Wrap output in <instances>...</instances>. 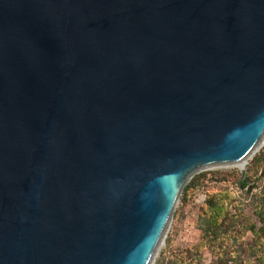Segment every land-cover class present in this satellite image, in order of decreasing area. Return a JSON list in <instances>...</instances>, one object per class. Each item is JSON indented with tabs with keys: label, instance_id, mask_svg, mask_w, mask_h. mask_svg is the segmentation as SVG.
<instances>
[{
	"label": "water",
	"instance_id": "water-1",
	"mask_svg": "<svg viewBox=\"0 0 264 264\" xmlns=\"http://www.w3.org/2000/svg\"><path fill=\"white\" fill-rule=\"evenodd\" d=\"M263 144L264 0H0V264H153Z\"/></svg>",
	"mask_w": 264,
	"mask_h": 264
},
{
	"label": "rangeland",
	"instance_id": "rangeland-1",
	"mask_svg": "<svg viewBox=\"0 0 264 264\" xmlns=\"http://www.w3.org/2000/svg\"><path fill=\"white\" fill-rule=\"evenodd\" d=\"M263 154L264 144L247 161L244 180L249 178L250 181L244 189L239 188L238 183L244 180L241 182L240 170L235 168H215L196 175L197 186L185 203L179 200L153 264H178L181 258L187 260L188 253L197 254L196 260L201 264L229 257L233 258L231 262L264 264V228L257 216L264 211ZM209 192L211 195L228 192L232 197L228 205V228L213 243L203 241L204 234L199 226Z\"/></svg>",
	"mask_w": 264,
	"mask_h": 264
},
{
	"label": "trees",
	"instance_id": "trees-1",
	"mask_svg": "<svg viewBox=\"0 0 264 264\" xmlns=\"http://www.w3.org/2000/svg\"><path fill=\"white\" fill-rule=\"evenodd\" d=\"M264 157V154L262 155ZM264 159V158H263ZM196 176H194L191 181L185 187L182 196L180 197V201L185 203L188 197L190 196L191 192L194 191L195 187L197 186V182L195 180ZM263 179H264V171H263ZM227 183L229 182L226 180ZM249 178H246L242 183H238L239 188L244 189L248 183ZM214 193V192H213ZM263 194H264V182H263ZM211 193L207 195V200H205V207L202 210L201 220L199 222L200 229L204 234L203 241L207 243H213L217 236L223 233L225 228H228L229 222V212H228V205L231 203L232 197L228 192H222L213 194ZM209 196V197H208ZM257 216L261 219L264 228V211H260L257 213ZM251 231H254V226L250 227ZM187 255V260L183 258L178 260V264H201L200 260H196L197 254H190ZM229 257V256H228ZM230 258V257H229ZM225 258V260H219L218 262L214 261L211 264H243L241 260H233ZM196 261V262H194Z\"/></svg>",
	"mask_w": 264,
	"mask_h": 264
},
{
	"label": "bare ground",
	"instance_id": "bare-ground-1",
	"mask_svg": "<svg viewBox=\"0 0 264 264\" xmlns=\"http://www.w3.org/2000/svg\"><path fill=\"white\" fill-rule=\"evenodd\" d=\"M248 161V160H247ZM247 161L245 162H242L240 164H237V165H234L232 166L231 168H235V169H238V170H242L245 168V166L247 165Z\"/></svg>",
	"mask_w": 264,
	"mask_h": 264
}]
</instances>
